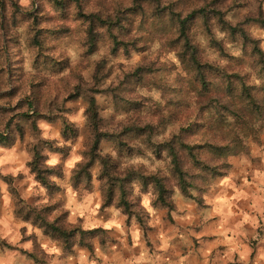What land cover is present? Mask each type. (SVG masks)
I'll list each match as a JSON object with an SVG mask.
<instances>
[{"label": "rangeland", "instance_id": "374dc122", "mask_svg": "<svg viewBox=\"0 0 264 264\" xmlns=\"http://www.w3.org/2000/svg\"><path fill=\"white\" fill-rule=\"evenodd\" d=\"M89 1L87 4L92 7L97 0ZM18 3L22 8L31 6L29 0H18ZM258 11L264 13V0H239L225 14V18L236 23ZM40 19L62 29L53 35L45 34L48 56L40 54L39 62L36 61L35 51L28 44L25 23L20 20L16 55L7 64V69L13 66L18 70L5 73V65L0 57V132L8 138L0 142V176H9V184L0 178V239L14 247L10 249L0 246V264H226L231 245L243 241L254 247L255 237L264 232V224H258L256 219L254 227L247 224L239 208L241 201L237 200V207H233L227 200H231L230 191L238 188L241 181L264 176V122L256 126L258 130L255 134L242 138L239 146L231 149L226 158V167H219L205 180H199L191 188L189 196L172 188L169 194L172 210L155 204L151 186H143L134 177L128 199L136 203L135 209H141L139 222L134 216L127 218L114 203L102 206L98 162L95 161L89 168L91 176L88 182L74 184L73 170L84 159L87 129L84 125L86 101L82 96L71 97L63 102L61 113L72 124L75 135L68 139L62 136V122L59 118L49 120L40 117L36 121L40 136L53 140L55 146L62 147L63 151H44L46 164L57 167L58 171L50 178L53 188L46 189L35 180L28 167V145L32 141L29 126L20 122L23 125L22 134L16 128L19 125L16 114L24 110L20 104L26 100L24 95H28L31 89L37 91L44 100L45 91L65 97L71 93L75 84L74 75L90 81L95 64L103 60L98 84L100 92L95 97L100 116L108 126H113L124 119L126 108L123 104L125 101H115L111 91L124 74L137 64L153 63L143 84L128 90L132 94L135 91L146 100V104L137 110H140V114L148 110L158 114L154 111L155 107H167L172 111L170 119L164 121L158 129L166 137L177 129L178 121L185 115L182 108L177 110L175 105H167L170 96L173 97L170 103L178 99L179 79H185L186 70L171 44L174 28L166 17L149 20L143 32L145 37L141 42L142 47L128 54L121 50L112 53L110 40L105 35L99 36L95 48L87 52L84 24L75 13L73 4L56 8L47 1L43 2ZM209 25L217 38H224L216 22L211 21ZM245 29L259 40L264 52V28L249 23ZM190 34L202 56L219 65H227L228 70L248 68L249 60L245 52H241L240 47L230 44L225 38V51L233 59H224L218 55L199 18L192 21ZM47 62L50 64L46 65ZM38 82L43 83L41 89L37 88ZM115 89L116 92L127 90ZM10 119H13L11 123ZM100 149L103 154L116 156L113 144L109 141L101 142ZM200 157L205 159V154ZM121 163L134 166L143 173L161 171L169 175L164 154L158 158L145 151L143 155L121 158ZM10 187L19 197L20 207L29 205L38 209L46 208L50 218H56L59 224L68 228L78 226L82 229H105L110 241L101 246L98 239L94 238L91 241L92 251L77 244L70 250L64 249L61 242L45 234L32 219L25 220L22 213L16 212V200ZM235 195L238 197V194ZM236 249L235 259L240 255L242 247L237 246ZM27 253H33L41 262H35Z\"/></svg>", "mask_w": 264, "mask_h": 264}, {"label": "trees", "instance_id": "16d2710c", "mask_svg": "<svg viewBox=\"0 0 264 264\" xmlns=\"http://www.w3.org/2000/svg\"><path fill=\"white\" fill-rule=\"evenodd\" d=\"M29 1L31 6L22 8L18 0H0V57L5 65V73L18 70L13 66H8L7 69V64L11 63L12 56L16 55L20 20L25 23L28 44L35 51L36 61L40 54L48 56L45 34L53 35L62 29L54 24L48 25L47 21H41L43 2L46 1L56 8L74 5L75 13L84 24L87 52L95 48L96 39L101 35L110 40L112 53L121 50L128 54L132 50H138L142 47L141 42L145 37L143 32L146 23L153 18L164 16L174 28L171 44L186 70L185 79H179L180 87L176 94L178 99L170 103L173 98L170 96L167 100L168 106L175 105L177 110L182 108L185 115L178 121L177 129L167 137L158 129L164 121L170 119L172 111L167 107H155L154 111L158 114H153L150 110L140 114L137 108L146 104L145 98L135 91L133 94L128 91L132 86L137 88L143 84L153 63L137 64L127 71L116 85L117 88L127 90L116 92L115 87L111 91L115 101H125L123 104L126 108L124 119L113 126H108L100 116L95 97V94L100 92L98 84L103 60L95 64L90 81L74 75L75 84L71 93L65 97L61 98L56 93L45 91L44 100L37 91L31 89L28 95H24L26 100L20 104L24 110L16 114L19 120L16 128L22 134V123L25 122L29 126L32 141L28 145V167L35 180L44 188H53L54 184L50 178L58 172L57 167L46 164L44 151L49 149L61 152L63 148L55 146L53 140L42 138L36 121L40 117L49 120L59 118L62 122V136L68 139L75 135L72 124L61 113L63 102L71 97L82 96L85 99L84 125L87 129L84 159L73 170L74 184L88 182L91 176L89 168L95 161L98 162L102 206L114 203L127 218L134 216L139 222L141 209H135L136 203L128 199L131 180L134 177H137L143 186H151L155 204L172 210L173 205L169 198L172 188H177L182 195L189 196L191 188L198 184L199 180H205L218 171L219 167H226V158L231 149L237 148L242 138L255 134L258 130L256 126L264 122V52L259 40L245 29L249 23L264 28V13L261 11L231 23L226 20L225 14L235 7L239 0H97L92 3V7L87 4L89 0ZM196 18L202 21L209 42L218 55L224 59H233L225 51V38L230 44L240 47L241 52H245L249 69L228 70L227 65H219L202 56L190 34V25ZM211 21L216 22L224 34L223 39L217 38L212 31L209 25ZM49 64L50 62L46 63ZM64 79L68 80V77ZM4 80L7 82V79ZM36 84L37 88H42V82ZM12 120L10 119V123ZM1 132L0 142L7 141L8 138ZM193 137L200 139H191ZM103 141L113 144L115 157L101 152L100 144ZM145 151L158 158L164 154L169 175L161 171L143 173L134 166H124L121 163V158L126 159L135 154L143 155ZM201 154H205V159L200 157ZM0 178L9 184V176L3 175ZM10 191L16 200V212L22 213L25 220L32 219L45 234L61 242L64 249L70 250L77 244L92 251L91 241L94 238L98 239L101 246L110 241L105 229H82L78 226L68 228L59 224L56 218H50L46 208L38 209L29 205L20 207L21 201L16 192L12 187ZM0 246L14 248L2 239ZM27 256L35 262H41L33 253H27Z\"/></svg>", "mask_w": 264, "mask_h": 264}, {"label": "crops", "instance_id": "0c3cea01", "mask_svg": "<svg viewBox=\"0 0 264 264\" xmlns=\"http://www.w3.org/2000/svg\"><path fill=\"white\" fill-rule=\"evenodd\" d=\"M234 190L229 193L231 200H227L231 204L230 206L237 207L236 201H241L239 208L241 209V214L245 216L244 220L247 224L250 223L254 227L255 219L258 224L259 222L264 224V176H258L249 181H241L238 188H234ZM235 193L238 194V197H236ZM255 240L254 247L243 241L240 244L231 245L230 255L225 259L226 264L228 262H236V264H264V232L259 237L257 234ZM237 246L242 247V249L239 253L240 255L235 259Z\"/></svg>", "mask_w": 264, "mask_h": 264}]
</instances>
